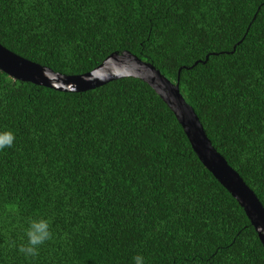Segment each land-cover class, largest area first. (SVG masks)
<instances>
[{
	"label": "trees",
	"instance_id": "obj_1",
	"mask_svg": "<svg viewBox=\"0 0 264 264\" xmlns=\"http://www.w3.org/2000/svg\"><path fill=\"white\" fill-rule=\"evenodd\" d=\"M0 45L65 75L115 50L151 63L264 208V0H0ZM6 128L0 264H264L241 207L140 79L62 92L0 71ZM36 217L54 238L26 258L13 242Z\"/></svg>",
	"mask_w": 264,
	"mask_h": 264
},
{
	"label": "water",
	"instance_id": "obj_2",
	"mask_svg": "<svg viewBox=\"0 0 264 264\" xmlns=\"http://www.w3.org/2000/svg\"><path fill=\"white\" fill-rule=\"evenodd\" d=\"M206 58L207 56L204 57L203 62ZM0 71L13 80L26 81L62 92L85 91L122 77L143 81L172 112L200 163L241 207L264 253L263 206L237 172L213 148L191 106L179 93L177 82L172 83L167 80L151 63L140 60L128 51L115 50L89 71L65 75L22 58L0 45Z\"/></svg>",
	"mask_w": 264,
	"mask_h": 264
},
{
	"label": "clouds",
	"instance_id": "obj_3",
	"mask_svg": "<svg viewBox=\"0 0 264 264\" xmlns=\"http://www.w3.org/2000/svg\"><path fill=\"white\" fill-rule=\"evenodd\" d=\"M15 142V133L10 129L0 130V150L10 148ZM8 211H15L14 207H9ZM24 236L26 243L18 246L13 242V246L17 247L18 252L26 258H35L39 255V249L46 242L53 240L54 234L51 230V221L45 217L30 218L27 221V227L24 228ZM133 264H145L144 257L136 254L132 257Z\"/></svg>",
	"mask_w": 264,
	"mask_h": 264
}]
</instances>
